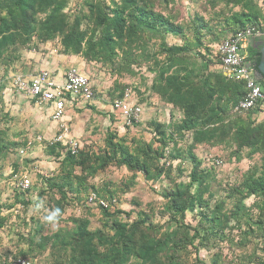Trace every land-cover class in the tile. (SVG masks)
<instances>
[{
	"label": "trees",
	"instance_id": "trees-1",
	"mask_svg": "<svg viewBox=\"0 0 264 264\" xmlns=\"http://www.w3.org/2000/svg\"><path fill=\"white\" fill-rule=\"evenodd\" d=\"M154 1L111 0L107 4L90 0L91 16L76 14L69 21L68 14L63 12L64 4L59 0H0V63L4 66L14 62L19 48L26 47L33 37L47 42L55 39L58 34L62 35V51L66 55L82 54L91 60L100 57V53L106 60L112 61L117 57L122 60L121 66H129L136 61V48L142 49L141 55H149L145 43H148L151 36L157 35L161 41L156 52L165 57L158 59L155 53L150 55L154 60L150 69L155 71L150 89L162 101L177 106L183 112L182 118L174 123L170 133H167L165 124L152 121L158 135L157 147H153L152 143L137 141L131 150L124 139L118 138L114 132L106 136L105 147L99 152L80 149L78 154L72 155L64 150L60 142L46 145V154L61 157L59 181L52 177L45 179L50 181L46 190L56 189L60 195L58 199L51 196L53 210L59 208L62 215L66 203L71 201L69 193L79 200L82 182L94 177L109 164L126 165L134 171L128 182L122 185V190L135 183L136 172H142L147 180L158 179L166 172L169 175L171 161L185 157L176 145L169 147L174 141L173 135L184 136L189 133L192 140L187 150L193 162L188 181L174 183L162 191V197L166 200L163 209L170 214L168 220L174 221L173 228L159 232L160 225L152 222L150 214L143 210L137 213V219L130 223L124 222L95 200L91 204L99 207L104 214V228L90 229L86 217H76L73 218L76 222L74 229L50 233L44 231L41 222L34 220L35 226L25 239L27 248L19 250L17 257L29 258L33 252L41 254L51 249L52 253L55 251L58 254L55 264H195L188 261V246L196 251L199 248L210 251L218 246V239L226 229L240 228L244 210L249 209L245 203L246 198L254 196L260 199L257 208L264 209V204L261 205L264 202V168L259 175L255 174V169L252 170L246 183L232 188L236 191V202L230 210L223 209V199L217 200L211 208L212 197L206 198L204 194L209 190L208 179L212 174L201 168V160L192 153L196 144L228 143L234 148L233 152L238 159L241 158L240 152L245 149L248 158L259 152L264 161V118L258 119L259 108L245 112L234 111L246 92L244 83L227 78L222 71L205 72L201 66H197L198 72L190 71L180 75L184 63L192 64L194 58H204L202 50H210L203 41L206 32L219 44L238 29L255 26L263 30L264 0H208L211 9L218 7L219 3L224 5L216 13L220 18H215L220 28H212L203 16L195 15L192 18L193 25H190L191 36L186 26L185 30L183 24L170 15L155 10ZM163 1L165 7L170 3L169 0ZM237 7L238 10L235 9ZM39 14H43V17L39 18ZM98 31L100 37L95 42ZM217 31L221 33L220 36H217ZM217 57L216 53V66L219 65ZM259 59V48L249 46L247 60L256 67ZM260 83L264 88V79ZM3 87L0 83V90ZM124 92V86L120 87L111 104ZM8 149V144L0 139V155ZM160 159L164 161L160 163ZM76 168L80 169L78 174L75 173ZM15 175H18V170L13 168L10 177ZM71 176L76 178V185L70 180ZM91 189L93 191L87 195V201L91 193L109 202L116 195L108 188L103 189L107 195L94 186ZM43 192L47 191L40 193ZM17 201L29 204V201L23 199ZM2 206L0 204V212ZM195 209L200 218L198 225L191 227L184 221L185 213ZM6 218L0 216V225ZM249 220H252L251 216L244 218V223ZM253 223L260 226L261 230L264 228L260 219ZM247 226L248 229L243 232L246 235L254 231L250 224ZM106 228L111 232L105 231ZM244 244L241 243V246ZM218 256V253H214L209 264H223ZM6 257H3L4 261H7ZM256 262L264 264V259Z\"/></svg>",
	"mask_w": 264,
	"mask_h": 264
},
{
	"label": "rangeland",
	"instance_id": "rangeland-1",
	"mask_svg": "<svg viewBox=\"0 0 264 264\" xmlns=\"http://www.w3.org/2000/svg\"><path fill=\"white\" fill-rule=\"evenodd\" d=\"M59 1L64 4L63 12L68 14L67 20L69 21L76 14L91 16L90 0ZM98 1L109 4L111 0ZM169 2L165 7L163 0H155L154 8L183 24L184 29L186 26L190 36L192 35L190 25H193L192 18L195 15L203 16L212 28L219 30L220 26L217 25L216 20L220 17H217L216 13L221 9V5L224 6L223 4L219 3L218 7L211 9L208 6V0H169ZM213 15L214 17H212ZM38 17L42 18L43 14H39ZM215 18L217 19L215 20ZM220 34L217 31V36ZM99 37L98 31L95 40H93L96 42ZM61 38L62 35L58 34L55 39L42 42L33 37L26 47L19 48L17 59L9 66L0 63V83L4 85L0 90V139L9 146V149L0 155V204L3 205L0 216L7 217L0 225V264H14L10 259L16 258L19 250L27 248L25 239L35 226L34 220L41 222L44 231L50 233L74 229L76 222L73 218L76 217H86L89 220L90 229L104 228L106 218L101 209L94 204H89L86 199L87 195L93 191L91 189L93 186L104 195H107L103 190L105 188L116 193L114 196L116 203L109 207V211L119 220L130 223L137 219V213L143 210L150 214L152 222L160 225L159 232L170 230L175 223L171 219L168 220L170 214L163 209L166 200L162 197V191L173 186L174 183L187 182L193 165L192 159L187 153L192 142L191 135L189 133H185L184 136L174 134V141L169 144V147H172L173 144L176 145L182 150L185 157L174 158L171 161L172 167L169 175L166 172L158 179L147 180L142 172H136L135 183L122 190V185L128 182L134 171L129 170L126 165L109 164L103 171L100 170L94 177L87 178L85 182H82L81 192L78 195L79 200L74 199L69 193L71 201L66 203L61 218H57L55 221L46 220L45 217L53 211L54 202L51 201V196L58 199L60 195L56 189L46 190L48 189L47 183L50 181L45 179L52 177L53 180L59 181L61 160V157L46 154V141L56 135L59 126L58 123L50 119L46 104H36L24 94H19L11 88L14 74H32L41 68L53 69L54 66H60L64 70L76 67L87 75L93 87V98L91 100L79 99L78 107L66 104L64 117L72 136L80 140L81 149L99 152L105 147V138L110 132L116 133L118 138H123L131 150L134 149L137 141L152 143L153 147H157L158 135L152 121L157 120L165 124L167 133H170L173 131L174 123L182 117L180 111L169 108L170 105L162 101L150 89L155 77V71L150 69L154 64L150 55L155 53L158 59L165 57L164 54L156 52L160 48V36H151L148 43H145L148 56L141 55L143 54L142 49L136 48V61L129 66H121V59L117 57H114L112 61L106 60L100 53V57L91 60L82 54L66 55L62 51ZM203 41L210 50H202L204 58H198V60L205 62L203 68L206 72H211L212 69L218 68L215 65L218 42L212 40L207 32L203 36ZM122 86H124V91L127 90L132 99L143 107L140 120L129 127L122 126L121 118L111 106L112 99L118 95ZM231 114L234 113L231 111ZM37 137H41V140L38 141ZM28 141L31 142L30 149H27L24 154H20V149H25ZM233 150L234 148L230 147L228 143L219 145L201 143L196 144L192 149V153L201 160V168L212 174L208 179L209 190L204 194L206 198L212 197L211 208L217 200L223 199V209L230 210L236 202V191H233L232 188L246 183L252 170L255 169V174L259 175L264 168L261 153L256 152L248 158L247 151L244 149L240 152L241 158L238 159ZM213 159H221L222 163L217 165ZM159 161L162 163L164 159ZM13 168L18 170L17 178L26 173L31 180L27 191L19 192L20 190L14 186L16 177H10ZM79 170L76 168L75 173L78 174ZM70 180L74 185L77 184V180L73 176L70 177ZM41 191L47 192L40 193ZM17 199L29 201V204L25 205ZM252 199L254 196L245 199L249 209L248 211L244 210L243 218L241 216L240 228L226 229L218 239V246L210 251L204 248H199L196 251L188 246L189 250L186 254L188 261L195 264H209L214 253H218L219 260L223 264H256L259 259L260 247L258 242L254 241L255 237L253 236L262 234L264 229L261 230V227L254 224L253 221L264 220V209L257 208L260 199H254V203ZM7 205L11 206L7 207ZM248 216H251L252 220L245 224L244 218L246 219ZM199 218L197 209H195L193 212L185 213L184 221L193 227L198 225ZM249 224L254 231L246 235L243 232L248 229L247 225ZM107 230L111 232L106 228L105 231ZM191 232L193 233V230ZM216 241L217 239L214 242ZM241 243H245L244 246H241ZM52 252L51 249L41 254L33 252L29 259L35 264L38 262L55 264L58 254L55 251ZM5 256L8 257H6L7 261L3 259Z\"/></svg>",
	"mask_w": 264,
	"mask_h": 264
},
{
	"label": "built area",
	"instance_id": "built-area-1",
	"mask_svg": "<svg viewBox=\"0 0 264 264\" xmlns=\"http://www.w3.org/2000/svg\"><path fill=\"white\" fill-rule=\"evenodd\" d=\"M264 30L255 26H248L238 29L224 38L216 47L217 60L221 66L223 74L232 80L242 81L246 92L242 99L234 107L236 112H245L252 108H259V115L264 118V88L255 77V67L247 60L243 48L246 41L253 36L261 35ZM11 88L19 94H24L35 103L47 104L50 107L49 115L52 121L58 123L59 129L54 137L47 140V145L60 142L64 150L72 155L78 154L81 149L79 139L72 136L68 125L64 121L66 103L69 100L85 99L91 100L94 96L91 82L79 68L69 67L62 72L55 69L41 68L32 74L16 73L12 77ZM114 112L122 120L123 127L133 126L138 122L143 113V107L134 101L130 93L126 90L121 97L115 98L111 104ZM40 141L41 137H37ZM31 142L28 141L25 149H20V154H24L30 149ZM215 164H221V159H213ZM14 186L19 190H26L31 184V180L24 173L17 178ZM97 202L104 208L115 205L116 199L108 200L97 197L91 193L88 203ZM14 264H35L31 259L16 257L10 259Z\"/></svg>",
	"mask_w": 264,
	"mask_h": 264
},
{
	"label": "crops",
	"instance_id": "crops-1",
	"mask_svg": "<svg viewBox=\"0 0 264 264\" xmlns=\"http://www.w3.org/2000/svg\"><path fill=\"white\" fill-rule=\"evenodd\" d=\"M264 30V29H263ZM263 37H264V33L263 34H261V35H256V36H253V37H250L247 41H246V43H245V45H244V48H243V52H244V54H247L248 53V48H249V46H254V47H258L259 46V44L260 43H262L261 42V40H263ZM264 42V41H263ZM194 62L192 63V64H187V63H184L185 65L184 66H182L183 68H181V71H180V75H183V74H185V73H187V72H192L193 71V73H195V72H198L199 71V69L197 68V66H201L202 68H203V65H204V63L203 62H200L199 60H198V58L197 59H194L193 60ZM202 61H204V60H202ZM215 61H216V59H215ZM191 62V61H190ZM196 62V65H193L194 63ZM217 69H214L215 70V72H220V71H222L221 70V66L220 65H217ZM53 69H55V70H57L58 72H62V71H64V68H62V67H60V66H54V68ZM204 69V68H203ZM203 69H202V71H203ZM214 70L212 69V71L211 72H214ZM207 71H208V69H207ZM206 72V71H205ZM32 102H35L34 100H31ZM79 99H74V100H69V101H67V103L66 104H68V106H71V105H73V106H79L78 105V103H79ZM165 103H167V102H165ZM37 104V103H36ZM167 104H169L170 105V107L169 108H174V109H177V111H180L179 113H181L182 114V116H183V112H182V110L180 109V108H178L177 106H174L173 104H171V103H167ZM47 105V104H46ZM48 106V105H47ZM66 108V107H65ZM47 111H48V113H49V111H50V107L48 106L47 108ZM173 109V110H174ZM170 110V109H169ZM65 112H66V110H65ZM170 112H171V110H170ZM169 112V115H171V113ZM173 114V113H172ZM65 117V116H64ZM181 117V116H180ZM182 118V117H181ZM258 119H262L261 118V115H259L258 116ZM255 199V198H254ZM254 199H252V202L254 203ZM260 202V201H259ZM263 204H264V202L261 204L262 206H263ZM263 221V223H264V220H262ZM264 229V228H263ZM258 235V236H257ZM256 236H255V242H258V244H259V247H260V250H259V252H260V254L258 255L259 256V259L257 260V261H259V260H263L264 259V232H262V234L260 233V234H257ZM252 240V239H251ZM256 264H257V262H256Z\"/></svg>",
	"mask_w": 264,
	"mask_h": 264
},
{
	"label": "water",
	"instance_id": "water-1",
	"mask_svg": "<svg viewBox=\"0 0 264 264\" xmlns=\"http://www.w3.org/2000/svg\"><path fill=\"white\" fill-rule=\"evenodd\" d=\"M260 59L255 67V77L260 81L264 79V42L260 43L259 46Z\"/></svg>",
	"mask_w": 264,
	"mask_h": 264
},
{
	"label": "clouds",
	"instance_id": "clouds-1",
	"mask_svg": "<svg viewBox=\"0 0 264 264\" xmlns=\"http://www.w3.org/2000/svg\"><path fill=\"white\" fill-rule=\"evenodd\" d=\"M37 207H40V205H37ZM61 215V210L59 208L54 209L51 211L45 219L48 221H55L57 218H59Z\"/></svg>",
	"mask_w": 264,
	"mask_h": 264
},
{
	"label": "flooded vegetation",
	"instance_id": "flooded-vegetation-1",
	"mask_svg": "<svg viewBox=\"0 0 264 264\" xmlns=\"http://www.w3.org/2000/svg\"><path fill=\"white\" fill-rule=\"evenodd\" d=\"M264 41V39L263 40H261V42H263Z\"/></svg>",
	"mask_w": 264,
	"mask_h": 264
}]
</instances>
